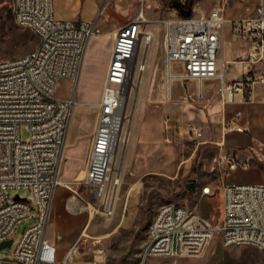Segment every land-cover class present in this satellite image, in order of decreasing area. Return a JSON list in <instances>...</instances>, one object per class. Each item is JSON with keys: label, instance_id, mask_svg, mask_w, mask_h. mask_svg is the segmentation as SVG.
<instances>
[{"label": "built area", "instance_id": "1", "mask_svg": "<svg viewBox=\"0 0 264 264\" xmlns=\"http://www.w3.org/2000/svg\"><path fill=\"white\" fill-rule=\"evenodd\" d=\"M16 22L30 27L39 38L31 51L0 61V243L14 238L26 220V228L16 247L0 257V264H108L106 260L81 258L80 240L61 256L47 234V222L56 188L61 184V169L67 143L74 99L62 98L57 89L62 80L78 79L88 45L99 33L93 19L60 18L54 0H12ZM143 11L120 25L113 46L99 100L96 129L87 155L84 181L104 213L112 216L121 183L113 174V163L125 138L128 99L148 68L145 50L154 32L145 28ZM227 19L220 7L204 14L175 12L163 21V63L173 96V83L195 82L193 91L184 90V100L206 99V80L219 83L225 107L244 98V90L264 82V0L257 4L255 17L231 20L233 32L249 44L246 69L241 80H227L231 63L220 59L221 34ZM141 48L144 55L140 56ZM242 113L223 123L228 132H247L239 122ZM25 124L29 136L21 138ZM188 135L201 138L204 131L189 124ZM247 168L235 158L231 170ZM65 186H68L66 183ZM13 190L29 191L31 198ZM213 187L206 184L202 195ZM216 232L222 243L252 245L264 250V181L230 179L223 186L220 223L212 225L205 217L183 205L165 203L157 211V230L150 232L142 247L138 264H150L151 257H197L202 255Z\"/></svg>", "mask_w": 264, "mask_h": 264}, {"label": "rangeland", "instance_id": "2", "mask_svg": "<svg viewBox=\"0 0 264 264\" xmlns=\"http://www.w3.org/2000/svg\"><path fill=\"white\" fill-rule=\"evenodd\" d=\"M174 0H54L55 14L60 18L93 19L107 30L136 18L142 11L145 28L154 38L145 50L150 65L128 99V120L125 138L116 160L113 174H120L121 183L115 198L112 216L104 213L100 201L93 197L84 181L89 139L98 114L105 79V66L111 33L94 36L84 59L81 80H62L57 95L82 102L73 112L70 141L61 169V178L68 186L59 185L52 199L47 222V234L59 236L63 246L80 240L81 258L106 260L108 264H138L159 207L165 203L183 205L205 217L212 225L220 223L223 186L231 175L241 181H264V82H256L244 90L242 103L252 102L250 113L241 120L252 130L222 134L225 111H241L239 105L224 109L218 91L219 83L206 80V99L200 102L184 100V90L193 91L195 82L173 83V96L168 97V81L163 63V21L175 12ZM190 14H204L220 7L231 26L232 19L255 17L258 0H178ZM178 10V9H176ZM180 12V10H178ZM224 26V27H225ZM234 33V32H233ZM235 34V33H234ZM226 42L220 59L238 49L230 60L227 80H241L245 72V53L249 44L241 36ZM237 41V43H236ZM38 36L28 26L19 25L12 11V0H0V61L23 55L34 49ZM237 44V45H236ZM144 55L141 48L140 56ZM97 60V61H96ZM96 61V62H94ZM240 62L239 64L237 62ZM94 62L93 64H90ZM80 76V75H79ZM254 103V104H253ZM225 110V111H224ZM189 124L198 126L204 136L188 135ZM248 129V128H247ZM29 130L21 127L25 140ZM93 136V135H92ZM69 143V142H68ZM246 161L247 168L231 170L233 159ZM246 178V179H245ZM233 179V178H232ZM238 180V179H237ZM210 184L213 192L202 195L201 188ZM31 198L29 191L13 190ZM74 197V198H71ZM93 213V215H92ZM34 220H26L17 229L11 246L0 249V257L13 250L24 230ZM82 233V232H86ZM60 254V252H59ZM150 264H264V250L252 245L222 243L216 232L205 252L197 257L157 256Z\"/></svg>", "mask_w": 264, "mask_h": 264}, {"label": "crops", "instance_id": "3", "mask_svg": "<svg viewBox=\"0 0 264 264\" xmlns=\"http://www.w3.org/2000/svg\"><path fill=\"white\" fill-rule=\"evenodd\" d=\"M258 2H259V0H258ZM71 18V17H70ZM101 23V22H100ZM102 24V23H101ZM113 25H112V28L111 29H109V30H107V29H105L104 27H103V24H102V34H104V33H111V35H112V37L114 36V31H113V28H116V25H115V23H112ZM119 27V26H118ZM101 35V34H100ZM99 35V36H100ZM234 33H233V30H232V26H225L224 28H223V30H222V34H221V48H222V51L224 52L225 50H226V42H230V40H236L235 38H234ZM91 42V41H90ZM245 42L246 43H248L246 40H245ZM236 43H237V41H236ZM90 44V43H89ZM237 45V44H236ZM112 46H113V44L109 47V53H108V61H107V64H106V66H105V75H106V71H107V68H108V64H109V60H110V55H111V50H112ZM88 48H89V45H88ZM87 51H88V49H87ZM248 51V50H247ZM247 51H246V53H245V56H246V54H247ZM238 49H236L235 50V52H230L229 53V55H228V57H226V58H222V59H225V60H228V61H230L233 57H235L237 54H238ZM87 53V52H86ZM97 61V60H96ZM96 61H94V62H96ZM94 62H91L90 64H93ZM238 64L240 63L239 61L237 62ZM84 65V64H83ZM83 65H82V69H83ZM149 65H150V63H149V61H148V67H149ZM82 69H81V72H80V76H79V80H81V75H82ZM206 82L207 81H205L204 82V86L206 85ZM242 101V96L241 95H238L237 96V99H236V101L235 102H233V103H231V104H229V107L228 108H230L231 107V105H239V106H241V107H243L244 109L243 110H239L241 113H242V116H244V114H245V111L244 110H246V113H250V111H251V106H252V102L250 103V104H244V103H242L241 102ZM99 103V102H98ZM254 104V103H253ZM227 106V105H226ZM226 106L224 107V109H226ZM80 109V108H79ZM79 109H77V110H72L73 112H75V115H76V113L78 112V110ZM99 111V110H98ZM225 111V110H224ZM73 112H72V114H71V118H70V124H71V120H73V118H74V116H73ZM234 112L233 111H228V112H226L225 111V113H224V116H223V123L226 121V120H231V119H233V117H234ZM98 115V114H97ZM96 121H97V119H96ZM96 121H95V124H94V127H93V132H92V134H91V136H90V139L88 140L89 141V146H88V152H89V148H90V146H91V142H92V135L94 134V132H95V129H96ZM239 122H241V123H243L244 124V126L246 127V128H248L247 130H252V127L250 126V124H248V122L247 121H243V120H241V118H240V120H239ZM70 128V127H69ZM232 132H234V133H236L237 134V137L238 136H240L241 134H240V132H237V131H232ZM70 136H71V133L69 132L68 133V138H67V143H66V147H65V152H64V154L66 155L67 153H66V151L68 150V146H72V145H74L73 144V142L72 141H70L69 140V138H70ZM69 142V143H68ZM85 171H86V167H85ZM230 178L232 179H238V180H240V179H242V178H239V177H235L234 175H231L230 176ZM246 179V178H245ZM65 180V179H64ZM61 185H66V182H65V184H61ZM55 194V193H54ZM71 198H74V197H71ZM48 237L53 241V242H55L56 243V245L58 246V249H59V252H60V255L62 256L68 249H69V246H63L62 244H60V242H59V236H51V235H49L48 234Z\"/></svg>", "mask_w": 264, "mask_h": 264}, {"label": "bare ground", "instance_id": "4", "mask_svg": "<svg viewBox=\"0 0 264 264\" xmlns=\"http://www.w3.org/2000/svg\"><path fill=\"white\" fill-rule=\"evenodd\" d=\"M144 19L145 20H147V18H145L144 17ZM100 20V19H99ZM99 20H98V22H97V27L99 28V33L98 34H96L97 36H99L100 34H102V24L101 23H99ZM115 33H116V31H115ZM115 33H114V36H115ZM113 36V37H114ZM167 81H168V79H167ZM205 82V81H204ZM204 82H203V84H204ZM202 84V87L204 86ZM169 92H170V89H169V83H168V96H169ZM82 102H80V101H77L76 103H74V106H73V109L75 110L76 108H77V106H79L80 104H81ZM72 109V110H73ZM73 112V111H72ZM72 114V113H71ZM119 152V151H118ZM118 152H117V154H118ZM117 154H116V156H117ZM116 156H115V158H114V162H115V160H116ZM62 174V173H61ZM60 183L61 184H65V181H64V179L63 178H61L60 179ZM60 184V185H61ZM92 215H93V213H92ZM156 230H157V216L155 217V219H154V222H153V225L151 226V229H150V232H156ZM82 233H86L87 234V231L86 232H82ZM99 257H97V259H98ZM98 260H100V259H98Z\"/></svg>", "mask_w": 264, "mask_h": 264}, {"label": "water", "instance_id": "5", "mask_svg": "<svg viewBox=\"0 0 264 264\" xmlns=\"http://www.w3.org/2000/svg\"><path fill=\"white\" fill-rule=\"evenodd\" d=\"M173 7L176 8V9H178V10H180V12H181L182 14H186V15H189V14H190V8H186V7L183 6V5L181 4V2L178 1V0H174V1H173ZM12 244H13V241H12L11 239L6 240V241L0 243V249H4V248H6V247H9V246H11Z\"/></svg>", "mask_w": 264, "mask_h": 264}]
</instances>
